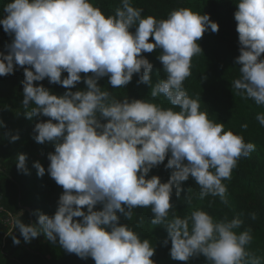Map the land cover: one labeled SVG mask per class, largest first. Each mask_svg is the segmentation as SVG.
I'll use <instances>...</instances> for the list:
<instances>
[{
  "label": "clouds",
  "instance_id": "clouds-1",
  "mask_svg": "<svg viewBox=\"0 0 264 264\" xmlns=\"http://www.w3.org/2000/svg\"><path fill=\"white\" fill-rule=\"evenodd\" d=\"M4 12L0 25L13 39L7 52H0V76L24 68L26 117L50 118L35 124L34 139L55 146L47 169L39 161L33 166L38 176L47 171L64 189L54 215L37 210L38 221L32 224L13 217V229L19 228L25 242L43 233L95 264H156L151 241L120 224L118 216L131 220L134 209L150 207V223L167 230L163 243L171 241L173 260L203 254L209 264H264L248 247L251 227L238 231L244 225L240 215L217 219L196 208L181 216L171 201L173 189L179 195L181 182L191 176L200 188L199 199L218 196L227 204L223 181L231 180L238 160L256 147L210 119L199 97L189 96L184 87L192 58L202 52L199 40L208 29L218 32L217 22L188 7L173 9L167 18L145 16L132 0H120L114 14H105L94 0H11ZM235 20L240 44L236 63L242 66L233 90L264 106V0H238ZM155 49L162 50L158 59L165 78L153 83V63L142 53ZM64 72L68 75L62 78ZM134 74H139L138 83L151 86V99L120 100L98 83L107 76L113 88H125ZM45 78L68 91L57 95L35 83ZM82 79L87 89L72 91ZM161 95L171 107L155 102ZM256 120L264 126V112ZM18 139V133L11 135L13 142ZM169 153L165 168L173 171L167 182L158 175L148 178ZM16 163L27 174L26 154H18ZM20 242L13 236L14 244Z\"/></svg>",
  "mask_w": 264,
  "mask_h": 264
},
{
  "label": "trees",
  "instance_id": "trees-1",
  "mask_svg": "<svg viewBox=\"0 0 264 264\" xmlns=\"http://www.w3.org/2000/svg\"><path fill=\"white\" fill-rule=\"evenodd\" d=\"M11 0H0V19L6 16L4 7ZM105 14H114L120 0H94ZM134 7L143 9L142 15H152L157 19L167 18L168 14L180 7L191 8L200 14H208L210 19L219 24V31L206 30L199 44L202 52L192 58L191 75L185 80L184 87L189 96L199 97L202 111H207L210 119L223 123L225 130L243 136L246 142L255 144V150L248 157H241L236 168L233 169L231 180H224L227 186L228 203L224 204L220 198L205 197L199 199L200 188L193 177L181 182V191L177 195L174 188L171 201L177 215L185 216L193 209L202 208L220 219H229L240 215L244 225L238 231L251 227L253 241L248 246L256 255L264 258V126L256 120V115L264 112V106H258L254 100L245 99L233 90L232 81L239 77V67L236 58L240 55L238 22L235 12L238 10V0H132ZM133 26L131 31H135ZM13 36L6 33L0 25V52H7L6 45L11 43ZM150 41L153 37L149 38ZM161 49L144 52L153 63L151 77L153 83L165 78L163 64L158 59ZM264 59V54L261 55ZM28 67V66H24ZM68 75L62 73V78ZM86 74L81 73L84 77ZM91 75V73L87 74ZM24 68L17 66L14 73L0 76V264H95L94 259H82L74 253H69L59 246L58 240L53 243L45 234L41 233L31 242H25L19 228L13 229V217L25 223L38 221L37 210L47 215H54L58 208L59 197L63 193L62 186L57 185L46 171L41 177L33 166L39 161L45 169L50 160L48 154L55 151L51 142L38 143L34 139L35 124L50 119L38 116L29 119L23 107ZM109 77L101 78L98 83L102 88L112 92L123 100L125 96L132 99H151V86L138 83L139 74L125 88H113L108 83ZM43 84L52 93L63 95L68 89L60 84L50 83L48 78L36 81ZM86 90L83 79L72 88V91ZM156 103L164 107H171L170 102L161 95ZM179 110V109H176ZM103 123L106 119L101 118ZM247 124V128L242 125ZM19 134V139L11 140V135ZM23 153L27 156V174L17 168L16 157ZM165 161L153 167L148 178L158 175L162 182H167L172 169L165 168ZM191 196V203L187 198ZM102 205L98 204L96 210ZM87 206H85V211ZM130 220L122 213H118L120 224H129L142 238L149 239L156 251L152 259L156 264H209L203 254L193 256L188 261L173 260L170 256L171 241L163 242L168 233L162 225L150 223L154 214L149 208H136ZM256 213L252 219L251 213ZM171 215V213H170ZM143 218L142 221L140 218ZM75 219H81L75 218ZM13 236L20 238V244L13 243Z\"/></svg>",
  "mask_w": 264,
  "mask_h": 264
},
{
  "label": "built area",
  "instance_id": "built-area-1",
  "mask_svg": "<svg viewBox=\"0 0 264 264\" xmlns=\"http://www.w3.org/2000/svg\"><path fill=\"white\" fill-rule=\"evenodd\" d=\"M11 222H12V220H11Z\"/></svg>",
  "mask_w": 264,
  "mask_h": 264
}]
</instances>
